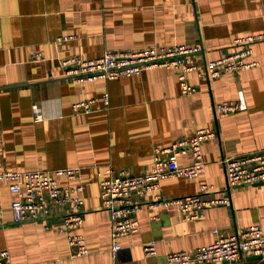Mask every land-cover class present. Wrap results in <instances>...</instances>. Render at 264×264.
Wrapping results in <instances>:
<instances>
[{"label": "crops", "instance_id": "crops-1", "mask_svg": "<svg viewBox=\"0 0 264 264\" xmlns=\"http://www.w3.org/2000/svg\"><path fill=\"white\" fill-rule=\"evenodd\" d=\"M264 32V0H0V171H28L79 166L77 178L58 176L62 185L83 184L79 227L88 253L72 256L65 233L58 230L62 211L45 221L15 222V195L1 183L5 224L0 248L12 263L167 264L171 251H192L251 224L264 231V181L229 186L224 157L264 149V39L248 57L257 65L236 73L208 77L205 66L234 49L238 36ZM69 35L66 40L57 37ZM175 43L199 44L197 70L187 74L195 86L180 92L176 70L156 67L116 79L73 81L61 74L60 59L84 58L105 50H125ZM108 93L104 105L102 94ZM99 98L93 110L76 113L72 103ZM239 101L232 112L215 106ZM38 106L42 120H35ZM200 127L214 131L202 144L204 170L194 178L161 180L165 196L213 188L203 197H228L225 205L205 209L199 219H183L174 208H149L147 199L131 194L140 205L138 230L118 238L111 251V224L101 206L99 178L110 165L130 175L146 172L154 146L189 137ZM191 162L190 155L178 158ZM217 229L218 232H213ZM153 240L156 253L144 254ZM221 264V263H219ZM229 264H264L249 254Z\"/></svg>", "mask_w": 264, "mask_h": 264}, {"label": "built area", "instance_id": "built-area-1", "mask_svg": "<svg viewBox=\"0 0 264 264\" xmlns=\"http://www.w3.org/2000/svg\"><path fill=\"white\" fill-rule=\"evenodd\" d=\"M69 35L57 37L66 40ZM264 39V32L238 36L233 39L234 49L229 54L210 60L205 70L208 77H218L224 73H236L257 65V61L248 57L252 53L254 42ZM201 51L199 44L175 43L171 45H151L137 49L105 50L101 55L84 58L80 54L60 59L61 74L73 81H91L96 78L116 79L139 74L144 69L165 67L176 70L180 92L190 95L195 86L187 80V74L197 70L195 56ZM108 104V93L100 98ZM99 98L79 100L72 103L76 113H88L93 110ZM241 107L239 101H228L215 106L218 112H232ZM35 120H42L38 106L34 107ZM214 131L207 127L198 128L189 137L179 138L166 146H154L150 168L137 175H130L120 170L115 171L110 165L104 168L105 175L99 178V197L101 206L108 211L111 224V251L115 254L121 245L118 238L138 230L135 213L140 205L132 200L131 194L147 199L149 208H174L183 219H199L204 216L207 207L225 205L228 197H203L202 193L213 188L212 184L200 183L199 191L180 197H169L161 192V180L168 177L194 178L205 168L203 142L214 136ZM190 155L191 162L180 164L178 158ZM227 184L229 186L250 184L264 181V149L227 156L222 159ZM79 166L57 169H34L28 171H0V226L5 224L1 183L6 182L8 189L15 195L11 201L12 219L15 222L45 221L62 211V223L58 230L67 236L71 255L74 257L88 253L85 238L79 227L83 222L81 207L84 198L81 195L83 184L62 185L58 176L68 179L78 177ZM217 233V229H213ZM144 254L155 255V241L143 245ZM244 254L264 255V231L258 224H251L229 235H217L216 239L192 251L177 250L166 254L167 264H229L240 259ZM0 264H16L10 261V251L0 248ZM18 264H38L26 262ZM110 264H118L116 262Z\"/></svg>", "mask_w": 264, "mask_h": 264}, {"label": "water", "instance_id": "water-1", "mask_svg": "<svg viewBox=\"0 0 264 264\" xmlns=\"http://www.w3.org/2000/svg\"><path fill=\"white\" fill-rule=\"evenodd\" d=\"M250 259H252V260H262V259H264V255H260V254H258V255H250Z\"/></svg>", "mask_w": 264, "mask_h": 264}]
</instances>
